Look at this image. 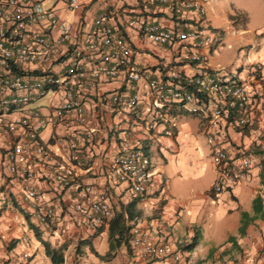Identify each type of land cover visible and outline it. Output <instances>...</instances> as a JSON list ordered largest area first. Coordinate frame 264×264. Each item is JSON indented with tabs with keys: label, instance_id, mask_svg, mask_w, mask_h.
Masks as SVG:
<instances>
[{
	"label": "built area",
	"instance_id": "2783aa9c",
	"mask_svg": "<svg viewBox=\"0 0 264 264\" xmlns=\"http://www.w3.org/2000/svg\"><path fill=\"white\" fill-rule=\"evenodd\" d=\"M91 1L66 0L65 8L75 10ZM160 6L172 19L170 27L151 17ZM206 7V0H139V10L124 8L126 26L135 32L140 44L174 50V61L193 69L185 73L169 68L166 76L147 78L139 86L142 68L134 60L128 34L109 23L111 9L100 10L83 30L79 23L59 17L52 3L44 6L43 0H0V136L7 170L25 184L22 199L44 232L55 230L58 212L38 198L32 183V157L46 163L51 179L60 186L70 184L72 171L40 143L39 133L47 125L61 129V135L50 137L53 144L67 151L73 165L85 167L101 130L103 103L111 112L124 114L125 121L124 126H111L119 137L113 152L100 155L101 164L106 177L122 183L130 198L138 197L139 201L152 176L148 153L135 127L141 120L147 131L161 126L162 134L169 135L172 108L204 116L203 132L212 143L210 159L216 170L213 192L247 175L249 157L238 151L236 158H229L213 136L221 121L238 129L251 125L253 103L259 99L251 101L245 87L232 79V72L213 71L208 66L215 34L208 27ZM171 64L170 60L162 65ZM119 76L122 84L106 98L100 97L101 104L91 99L100 81ZM47 94L45 105L30 106ZM72 208L79 221L91 229L107 224L113 214L107 193H94L90 185L82 188ZM21 242L24 248L12 264H33L26 239L21 238ZM127 243L132 256L143 264H191L187 251L172 235L153 232L139 220L128 223ZM228 264H264V251L246 253Z\"/></svg>",
	"mask_w": 264,
	"mask_h": 264
},
{
	"label": "crops",
	"instance_id": "0c3cea01",
	"mask_svg": "<svg viewBox=\"0 0 264 264\" xmlns=\"http://www.w3.org/2000/svg\"><path fill=\"white\" fill-rule=\"evenodd\" d=\"M65 2L66 0L52 1L57 8V15L73 24L79 23L83 30L89 27L100 10H112L109 23L128 34L135 51L134 60L142 68L143 77L139 86L147 78L166 76L169 68L185 73L193 72L190 66L174 61V50L159 49L151 43L140 44L135 32L126 26L124 8L139 10V0H92L75 10H67ZM206 4L205 16L209 25L212 19H222L214 12L211 0H206ZM151 17L165 27H170L172 22L163 6L158 7ZM223 20L225 27L231 28L225 14ZM258 33L260 37L256 42L248 40L247 55L242 63L235 62L233 66L236 70L231 74L232 79L243 85L252 96L251 101L259 99V102L253 103L252 124L238 129L221 121L220 129L213 136V141L223 147L229 158H236L238 151L249 157L250 166L244 178L219 192H213L216 170L210 159L212 143L203 132L202 114L196 133L189 129L187 123L176 121L177 115L185 111L174 108L170 110L172 126L169 135L162 134L161 126L152 132L147 131L141 120L139 126L135 127L148 153L152 172L151 182L137 203L141 212L139 224L147 226L153 232L172 235L178 245L188 242L195 235L196 243L187 251L191 264H228L236 256L234 249L236 251L238 246L242 247L239 243L245 237L250 241L247 254L264 251V219L254 217L246 224L243 233L237 234L241 212L247 216L253 215L254 197L260 199L261 207L264 208V184L259 178L261 164L264 162V31L258 30ZM201 50L205 51L204 48ZM170 60L171 65L163 66ZM209 60H212V56L208 54L207 64ZM120 84L122 76L100 81L91 99L103 102L100 97L106 98ZM101 109L104 111L101 130L90 148V162L85 167L73 165L67 151L53 144L50 137L54 134L61 135V129L47 125L39 133L40 143L53 156L69 165L72 171L70 184L60 186L51 179L46 163L38 156L32 157L35 173L32 183L39 193L38 198L52 205L58 212L55 230L49 234L40 228L32 216L31 208L22 199L25 184L19 176L8 172L4 140L0 136V264H12L24 248L21 238H25L29 245L33 264H51L45 254L43 241L50 248L61 249V264H143L140 258L132 256L126 245L116 247L110 259L103 260L95 256L90 248L98 255H104L108 249L107 224L96 229L88 228L79 221L72 208L73 201L79 198L85 185L92 186L94 193L104 190L113 212L119 210L130 198L122 183L106 177L100 160L101 154H110L115 149L119 135L111 131V126L121 127L125 121L124 114L111 112L104 103ZM88 112L91 113L92 110ZM94 123L91 120V124ZM200 134L205 137L204 154L198 148L197 137L200 138ZM258 135L263 137L262 140ZM203 155L206 160H203ZM229 236L233 237L235 244L228 240Z\"/></svg>",
	"mask_w": 264,
	"mask_h": 264
},
{
	"label": "rangeland",
	"instance_id": "374dc122",
	"mask_svg": "<svg viewBox=\"0 0 264 264\" xmlns=\"http://www.w3.org/2000/svg\"><path fill=\"white\" fill-rule=\"evenodd\" d=\"M52 1L43 0V5H50ZM211 4L214 12L222 19H212L211 24L208 26L215 34V39L210 46L209 52L212 60L208 61V65L213 71L232 72L233 74L236 70L235 66H233L235 62L242 63L247 55L248 40L256 42L260 37L258 30L264 31V0H211ZM224 14L231 25L229 29L225 27ZM49 96L50 94H47L36 99L30 106L45 105ZM200 116V113L184 112L177 115L176 121L178 123H187L189 129L196 133L199 130L198 122ZM258 137L260 140L263 138L261 135H258ZM197 139H199L198 148L204 154L206 151L205 137L200 134V138L197 137ZM202 157L203 160H206L205 155ZM262 204L264 205V202ZM239 244L242 247L238 246L236 251L234 249L236 256L233 261L249 253L250 241L247 237ZM258 252L256 251V253Z\"/></svg>",
	"mask_w": 264,
	"mask_h": 264
},
{
	"label": "trees",
	"instance_id": "16d2710c",
	"mask_svg": "<svg viewBox=\"0 0 264 264\" xmlns=\"http://www.w3.org/2000/svg\"><path fill=\"white\" fill-rule=\"evenodd\" d=\"M263 161H261L262 163ZM259 178L261 183L264 184V162L261 164ZM138 197L129 198L123 205L120 206V209L113 212L111 218L107 223V242L108 249L104 255H98L92 248L91 252L99 257L100 259L107 260L113 256V250L120 246L126 245L127 243V229L128 222H135L139 220L141 212L137 207ZM252 213L253 215L247 216L244 212H241L240 223L237 228V234L241 235L244 231L246 224L252 220L254 217L259 216V218L264 219V208L261 207V202L258 197L252 199ZM233 237L229 236L228 240L232 241ZM84 243V241H81ZM196 243V236L193 235L191 239L179 245V247L185 251H190ZM233 244H235L232 241ZM46 256L50 259L51 264H61L63 261L61 249L50 248L47 242H42Z\"/></svg>",
	"mask_w": 264,
	"mask_h": 264
},
{
	"label": "clouds",
	"instance_id": "9594fccd",
	"mask_svg": "<svg viewBox=\"0 0 264 264\" xmlns=\"http://www.w3.org/2000/svg\"><path fill=\"white\" fill-rule=\"evenodd\" d=\"M139 202V201H138ZM108 223V222H107ZM129 223V222H128ZM103 226V225H102ZM101 227V226H100ZM236 261V260H235Z\"/></svg>",
	"mask_w": 264,
	"mask_h": 264
}]
</instances>
